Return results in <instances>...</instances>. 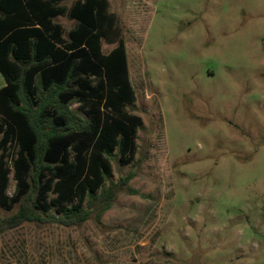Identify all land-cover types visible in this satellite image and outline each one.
Instances as JSON below:
<instances>
[{"label":"rangeland","instance_id":"374dc122","mask_svg":"<svg viewBox=\"0 0 264 264\" xmlns=\"http://www.w3.org/2000/svg\"><path fill=\"white\" fill-rule=\"evenodd\" d=\"M108 2L136 94L127 111L143 120L133 161L116 153L111 200L100 192L87 222L0 236V264H264V0ZM17 210L0 206V220Z\"/></svg>","mask_w":264,"mask_h":264},{"label":"trees","instance_id":"16d2710c","mask_svg":"<svg viewBox=\"0 0 264 264\" xmlns=\"http://www.w3.org/2000/svg\"><path fill=\"white\" fill-rule=\"evenodd\" d=\"M63 1L0 0V206L18 207L0 220V236L27 223L87 222L100 192L111 200L116 153L130 164L137 151L143 120L127 111L136 94L118 17L108 0ZM59 17L76 22L68 34ZM104 42L116 44L109 54ZM12 149L18 191L10 198Z\"/></svg>","mask_w":264,"mask_h":264},{"label":"crops","instance_id":"0c3cea01","mask_svg":"<svg viewBox=\"0 0 264 264\" xmlns=\"http://www.w3.org/2000/svg\"><path fill=\"white\" fill-rule=\"evenodd\" d=\"M65 1H66V0H64V1L62 2V4H61V5L64 6V7H66V6L64 5V2H65ZM77 1H78V0H77ZM73 4H74V3H73ZM73 4H72V5H73ZM72 5H71V6H72ZM71 6H70V7H71ZM70 7H66V8H70ZM59 18H61V17H59ZM59 18H57V19H59ZM67 18H68V17H67ZM57 19H55V23L61 25L60 23H58V22L56 21ZM68 19H69V18H68ZM74 22H75V21H74ZM75 25H76V22H75ZM75 25H74V27H75ZM61 26H62V25H61ZM62 27H63V26H62ZM74 27H73V28H74ZM73 28H72V29H73ZM63 29H64V27H63ZM72 29H71V30H72ZM64 30H65V29H64ZM71 30H70V31H71ZM70 31H69V32H70ZM69 32H67V31L65 30V33H66V34H68ZM114 48H115V47H114ZM114 48H113V49H114ZM113 49H112V50H113ZM112 50H111V51H112ZM111 51H110V52H111ZM110 52H109V53H110ZM109 53H108V54H109ZM4 86H5V85H4ZM4 86H3V87H4Z\"/></svg>","mask_w":264,"mask_h":264}]
</instances>
